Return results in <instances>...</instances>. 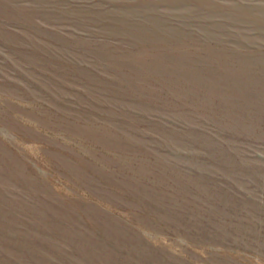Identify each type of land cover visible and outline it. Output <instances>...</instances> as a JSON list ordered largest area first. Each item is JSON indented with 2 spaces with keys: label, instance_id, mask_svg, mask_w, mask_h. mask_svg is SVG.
<instances>
[{
  "label": "rangeland",
  "instance_id": "374dc122",
  "mask_svg": "<svg viewBox=\"0 0 264 264\" xmlns=\"http://www.w3.org/2000/svg\"><path fill=\"white\" fill-rule=\"evenodd\" d=\"M0 264H264V0H0Z\"/></svg>",
  "mask_w": 264,
  "mask_h": 264
}]
</instances>
